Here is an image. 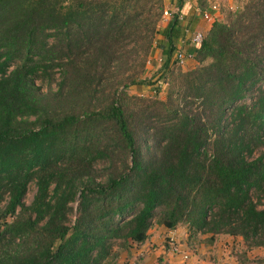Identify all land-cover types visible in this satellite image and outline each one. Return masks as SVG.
I'll list each match as a JSON object with an SVG mask.
<instances>
[{
  "label": "trees",
  "instance_id": "16d2710c",
  "mask_svg": "<svg viewBox=\"0 0 264 264\" xmlns=\"http://www.w3.org/2000/svg\"><path fill=\"white\" fill-rule=\"evenodd\" d=\"M161 11L0 0V264H102L111 240L154 226L264 248V0L213 21L186 72L168 71L180 27L172 14L157 30ZM155 47L159 77L136 83ZM128 84L167 86L147 101L116 94Z\"/></svg>",
  "mask_w": 264,
  "mask_h": 264
},
{
  "label": "crops",
  "instance_id": "0c3cea01",
  "mask_svg": "<svg viewBox=\"0 0 264 264\" xmlns=\"http://www.w3.org/2000/svg\"><path fill=\"white\" fill-rule=\"evenodd\" d=\"M161 1L164 10L169 13L171 12L170 15L177 12L179 18L178 24L180 27V39L178 45L182 43L183 50L193 54L195 49L189 45V34L196 32L205 34L213 21H220L222 19V14L225 12L224 9H236L246 0H189L188 2H185V0ZM211 5L216 6L217 10L215 12L210 11L209 8ZM200 12L209 13L212 19L211 22L202 20L199 15ZM169 17L163 18L165 21L160 22L162 28L168 22ZM185 31H187V33H185ZM187 63L188 65H186V67H188V69L193 68V61H186V64ZM163 230L164 231H161L159 228H153L148 232L147 238L143 243L134 245V256L141 257V260H138L137 264H157L159 259H161L160 264H245L239 261L240 257H237L234 253V250H236L234 249L235 245L237 247V243L239 242L242 244L240 238H233L230 236H216L211 242L207 243H200L198 241L197 244L192 246V256H188L186 263H183L182 260L178 261L177 258L172 256L168 246H159L162 239H160L158 235L160 233H166L165 237L168 238V240H174L175 243H178L179 240L181 241V238L179 237L180 231L178 227L172 230ZM183 236L182 239L185 242L187 236L186 234ZM178 238L180 239L178 240ZM181 245H183V243ZM242 253L244 254V251H239V255H242Z\"/></svg>",
  "mask_w": 264,
  "mask_h": 264
},
{
  "label": "rangeland",
  "instance_id": "374dc122",
  "mask_svg": "<svg viewBox=\"0 0 264 264\" xmlns=\"http://www.w3.org/2000/svg\"><path fill=\"white\" fill-rule=\"evenodd\" d=\"M100 1H107V0H100ZM161 3H162V1H161ZM236 9H233V10L224 9L225 12L222 14V19L221 20H223L224 17H226L225 15L227 13L234 12ZM163 11H164V6L162 4V11L160 13V17H159V20H158L157 30H160L162 28L160 22L165 21L162 18V12ZM170 13H169V15H170ZM202 35L204 36V34H202ZM177 48H182L181 44H179L177 46ZM162 61H163V57L160 54V50H159L158 47H155L152 50L151 56L147 57V59L145 60V63L142 66H139L136 69L135 73H137V74L135 75V77H133L135 82L136 83H140V82L146 83V81L152 82V81L156 80L159 77L160 73H161L160 68H161L162 63H163ZM187 61H193V60L190 59V60H187ZM188 63L186 64V61H184L182 64L176 65L171 60L170 63H169V70L168 71L171 70V71H173V73H175L177 71L186 72V71L192 69V68L188 69V67H186V65H188ZM193 64L195 65L194 61H193ZM194 65H193V67H194ZM57 76L58 75L56 74V72H54L53 78L55 79V81L57 80ZM36 86H38L40 91L43 92V93L46 92L47 88L49 87L46 82H41V81H36ZM50 86H51L50 88L52 90H54V83L51 84ZM166 86H167V84H163L162 88H164V89H162L158 93H156L153 88L148 87L146 85H141V84L129 85L128 84V87L126 89H123L122 85H120V86L117 87L116 94H118V92H120L122 90L125 93V95L128 96V97L142 98V99H145L147 101H149L150 99H155V100L156 99H160L161 100L164 97V94H165L164 91H165ZM106 95H111V90L105 91L102 99ZM120 161H117L115 163V168H117V169L121 168ZM103 168H105V166L102 163H98V164L95 165V169H96L97 172H99V176L103 175L100 172ZM100 180H102V179H100ZM34 193H35L34 182H31V183L28 184L27 191H26L25 196L23 198V205L25 207L29 206L30 202L32 201ZM76 204H77V201L69 204V206L71 207V212L68 215L69 222L67 223V225L68 224L70 225L72 223V221L74 220ZM3 207H4V203L0 204V212L3 210ZM18 213L19 212L17 210L15 212L14 216H17ZM13 218H14L13 216L12 217H7L6 221H10ZM177 227H178V229L180 231V236L179 237L181 238V241L179 240L180 238H178V240H179L178 243H175L174 240L173 241L168 240V238L165 237L166 233L165 234H161L160 233L158 236H159L160 239H162V242H161V244L159 246H164V247L168 246V249H169V245L168 244H170V242L175 243V245L178 248V251L181 252V253L180 254L179 253L172 254L171 252L170 253L172 254L173 257L177 258L178 261H181V256L182 255H187V256L190 255V256H192V250H193L192 246L197 244L198 241L200 243L209 242L207 240L208 235L188 236V231L186 230L185 226L177 225ZM153 228H159V229H161V231H164L163 230L164 228H162L161 226H154ZM153 228H151L150 230H152ZM148 232H147V235H148ZM184 234H186V236H187L186 239H185V242L182 239V237H184L183 236ZM182 243H183V245H181ZM208 244H211V243H208ZM237 244H238V246L236 247V245H235L234 249H236V250H234V253L237 255V257L238 256L240 257L239 261H241L242 263H245V264H262V262L264 261V248H256V249L252 248V249L245 250L243 244H241L240 242L237 243ZM181 246H183V247H181ZM134 249H135L134 248V244L130 243L127 240L113 239V240L110 241V247H109L108 255L105 258V260H103L102 264H137V261L141 260V257L140 256H134V254H135V251H133ZM239 251L240 252L244 251V254L242 253V255L241 254L239 255ZM186 261H184V262L182 261V262L186 263ZM160 262H161V259L158 260L157 264H160Z\"/></svg>",
  "mask_w": 264,
  "mask_h": 264
},
{
  "label": "built area",
  "instance_id": "2783aa9c",
  "mask_svg": "<svg viewBox=\"0 0 264 264\" xmlns=\"http://www.w3.org/2000/svg\"><path fill=\"white\" fill-rule=\"evenodd\" d=\"M188 1L189 0H185V2H188ZM209 9H210V11H213V12H215L217 10L215 5H211ZM174 14L177 15V12H175ZM199 15H200L201 19L206 21V22H211V20H212L209 13L200 12ZM169 16L170 15L166 10H164L162 12V18H168ZM177 19H179L178 15H177ZM185 33H187V31H185ZM189 35H190L189 36V45L192 46L193 48H196V46L200 44V42L203 38V35L199 32L191 33ZM182 45L183 44L181 43V46ZM192 56H193V54L183 51L182 48H176L174 55H173L172 62L176 65H179V64H182L184 61L192 59ZM168 245H169V251L172 254H176V253L180 254L175 243L170 242V244H168ZM187 259H188L187 255L181 256V260L183 262L186 261Z\"/></svg>",
  "mask_w": 264,
  "mask_h": 264
}]
</instances>
